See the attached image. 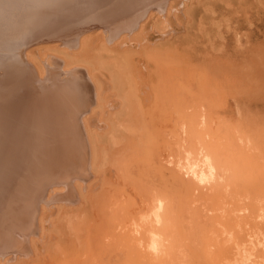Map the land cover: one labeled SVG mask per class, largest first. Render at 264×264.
<instances>
[{
  "label": "rangeland",
  "instance_id": "1",
  "mask_svg": "<svg viewBox=\"0 0 264 264\" xmlns=\"http://www.w3.org/2000/svg\"><path fill=\"white\" fill-rule=\"evenodd\" d=\"M187 1H166L178 7V13L166 25L150 18L143 34L146 41L141 47L112 44L111 51L109 48L105 51L92 37L89 45L93 48L87 55L92 58L94 73L102 85L105 106L92 119L103 156L100 153L96 160V172L87 176L85 184L79 183L83 186L84 200L79 198L76 188L70 192L57 183L55 188L61 189L62 194L47 202V192L55 183L50 179L52 175L60 173L69 178L67 175L81 163L80 160L71 163L73 157L68 153L71 165L56 166L54 171L45 172L49 175L46 181L43 178L35 182L37 192L42 189V199L34 197L35 191L32 193L25 229L19 230L14 210L0 211L1 216L5 213L0 216L5 232H12V236L15 231H22L35 241L29 246L17 237L20 233L11 239L0 236V251L6 253L3 258L15 262L8 264H150L134 257L133 248L122 239L126 218L152 191H166L175 199L181 198L194 216L193 221L185 218L182 228L188 238L180 241L175 231L174 243L159 258V264H233L234 243L244 244L254 232L253 237L264 241V220L257 217L264 208V0H194L182 5ZM149 8L148 11L159 12L157 8ZM130 9L131 15L138 16L139 5ZM85 25L79 26L84 33L92 29L107 31V27ZM49 44L57 46L59 52L70 49L57 38ZM83 59L84 55L75 53L64 60L65 64L78 60L68 66L75 68L82 65ZM45 60L49 63L45 74L50 75L52 86L60 79L57 75L60 63L50 55ZM73 71L71 76L61 78L65 79L63 86H69V94L64 95L66 103L70 101L69 108H78L76 99L80 91L70 88L76 84L83 86L78 81L86 72L82 67ZM27 106L20 105L14 113L19 115ZM181 111L194 119L205 111L211 120L218 122V133L227 137L231 163L235 166V174L226 183L189 193L175 185L172 180L175 170L158 171L167 131L174 127L178 117L185 115ZM69 112L70 117L76 115ZM47 114L38 113L36 121L40 123ZM240 137L250 138L252 144L231 149V143L236 144ZM69 151L73 153L72 148ZM14 175L21 180V175ZM118 200L123 204L116 207ZM230 242L234 245L229 248ZM256 249L247 264H260L262 259H255L263 258V247L258 250L260 253Z\"/></svg>",
  "mask_w": 264,
  "mask_h": 264
},
{
  "label": "bare ground",
  "instance_id": "2",
  "mask_svg": "<svg viewBox=\"0 0 264 264\" xmlns=\"http://www.w3.org/2000/svg\"><path fill=\"white\" fill-rule=\"evenodd\" d=\"M161 1L0 0V211L14 210V214H18L19 230L26 228L32 193L35 191L34 197L42 199V189L37 192L38 189L34 188L35 182L43 178L45 180L49 176L47 173L54 171L56 166L71 165L68 153L73 157L71 163L74 160H80L81 163L76 169L71 167L73 172L67 175L69 178H63L60 173H57L59 177L57 174L52 175L50 179L53 178L55 183L51 185L52 190L47 192L48 203L62 194L61 189L55 188L58 186L55 185L57 183L67 187L70 192L77 189L79 198L84 200L81 184H85L91 172H96V160L102 153L99 151L92 117L95 112H102L105 106L102 85L94 73L90 62L92 58L87 55L93 48L89 45L90 40L95 36L100 49L103 50L107 48L110 50L112 44L114 47L127 44H136L141 47L146 41L143 39V34L150 18L154 17L156 22L166 25L168 19L178 13V7H173V3H166L169 0ZM190 1L194 0H189L182 5ZM138 5L140 6L138 16L131 15L130 8L133 9ZM149 7L157 8L159 12L148 11ZM81 20L87 24H95V27H107V31L103 33L94 30L93 32L92 29L89 33H84L78 29L83 23ZM70 29L77 31V36L66 37L72 33V30L69 32ZM62 30L67 31L64 43L66 46L69 45L70 49H60L62 52H59L56 51L57 46H49L51 45L49 43L55 38L51 39L52 35L57 36ZM106 33L107 36H102ZM45 34L51 36L47 44L40 43L37 47L27 50L28 41L31 38L38 41L39 36ZM75 53L85 56V59L81 60L82 63L80 62L82 65L75 68L82 67L86 73L84 76L79 74L81 77L78 82L83 83V86L76 84L75 87L70 88L72 91H80L76 99L78 108L72 106L69 108L70 101L66 103V96H64L69 94L67 90L69 86L67 84L63 86L65 79L61 77L71 76L75 72L74 67L68 68V66L79 61L65 64L64 60ZM49 55L60 63L57 74L60 79L52 86L50 75L45 74V69L49 67L45 59ZM145 92L146 90L143 93ZM87 99L90 100L89 103L86 102ZM22 104H27V109L21 110L17 115L14 112ZM95 105L96 108H94ZM42 111L48 114L39 123L36 121L37 114ZM69 111L76 112V115L70 117ZM180 113L185 115L178 117V113L176 116L178 120L174 122V127L170 126L172 129L167 131L168 139L161 164H157L158 171L163 173L164 169L175 170L172 175L175 185L189 193L208 190L216 184L226 183L229 177L235 174V166L231 163L230 149L227 148L226 143L227 137L218 133V122L211 120L205 111L200 112L196 119L189 117L184 111ZM75 127L77 129H74ZM231 144V149L236 145L249 147L252 140L248 137H240L236 144L234 141ZM70 148L73 153L69 151ZM150 160L154 162L152 155ZM15 173L21 175V180L15 177ZM150 193L139 201V206L135 207L126 218L124 222L126 232L122 240L133 248L134 257L147 260L150 264H159L161 263L159 258L163 257L174 243L175 231L180 241L188 238L184 235L185 229L182 230V228L186 224L185 218L192 220L193 212H189L181 198H176V203L175 197L166 191ZM13 202L17 210L13 208ZM122 204L121 200H118L114 206ZM4 215L5 213L2 216ZM257 217L259 221L264 220V208L260 209ZM199 220L202 221L201 218ZM210 221L214 222V220ZM43 222L44 220L41 219L39 231L41 236L44 233ZM213 225L212 223L211 228L214 227ZM205 227L207 229V226ZM5 229L0 225V236L11 239L20 233L21 235L17 237L27 241L29 246L35 244V241L29 239L22 231L17 233L15 231L11 236L12 232L7 233ZM224 232L232 237L230 232ZM254 233L246 237L248 239L244 241V244L234 243L233 264L246 263L250 257H253L252 252L256 248H258L256 252L261 247L264 250V241L253 237ZM232 243L230 246H225L230 248L234 245ZM223 246L218 247L224 250L226 247L223 249ZM263 250H261L263 258L255 259H262L258 260L260 264H264ZM229 253L231 256L232 252ZM4 254L6 253L0 251L2 258L0 264L15 263L3 258ZM15 261H22V259Z\"/></svg>",
  "mask_w": 264,
  "mask_h": 264
},
{
  "label": "water",
  "instance_id": "3",
  "mask_svg": "<svg viewBox=\"0 0 264 264\" xmlns=\"http://www.w3.org/2000/svg\"><path fill=\"white\" fill-rule=\"evenodd\" d=\"M85 19V18H84ZM82 22L84 21V20H81ZM89 22V21H88ZM83 24H87V22H83L82 24H80V25H83ZM90 25H91V23H89ZM79 25V26H80ZM112 26V25H111ZM110 26V27H111ZM81 27V26H80ZM113 27V26H112ZM106 28V27H105ZM78 29H79V27H78ZM107 29V28H106ZM71 30V29H70ZM65 32H67V31H59V33L57 34V36L56 35H52V38H51V36H48V34H45V35H41V36H39V38H40V40H36L35 41V38H31V40H29L28 41V43H29V45H28V48H27V50L29 49V48H31V47H34V46H36V45H39L40 43H48L49 41H50V38L51 39H53L54 37L55 38H57V39H61L63 42H64V40H65V38L66 37H68V38H71V36L73 37V36H77V34H78V32L77 31H75V30H73L72 29V33L70 34V35H66V37H64L65 36V34H67V33H65ZM71 32V31H70ZM54 38V39H55ZM24 53H25V51H23Z\"/></svg>",
  "mask_w": 264,
  "mask_h": 264
}]
</instances>
